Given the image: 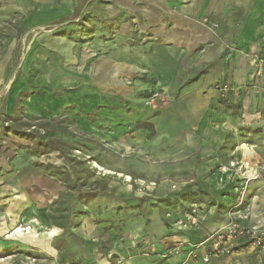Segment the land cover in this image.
I'll list each match as a JSON object with an SVG mask.
<instances>
[{
    "label": "rangeland",
    "instance_id": "obj_1",
    "mask_svg": "<svg viewBox=\"0 0 264 264\" xmlns=\"http://www.w3.org/2000/svg\"><path fill=\"white\" fill-rule=\"evenodd\" d=\"M256 1L0 0V264H229L238 251L264 264L252 240L264 241V158L250 170L234 157L139 163L131 145L156 131L160 78L201 71L208 39L161 33L215 32L227 11L232 32ZM39 178L51 188H31ZM233 224L241 233L218 238ZM17 226L30 233L7 237Z\"/></svg>",
    "mask_w": 264,
    "mask_h": 264
},
{
    "label": "crops",
    "instance_id": "obj_2",
    "mask_svg": "<svg viewBox=\"0 0 264 264\" xmlns=\"http://www.w3.org/2000/svg\"><path fill=\"white\" fill-rule=\"evenodd\" d=\"M263 3L258 0L246 3L249 6L246 10L241 9L243 13H240L239 27L232 32L227 31L233 22L227 11L215 32L198 26L190 32L182 29L161 33L164 40L190 47H195L200 39L208 40L194 66L197 70L201 69L197 76H184L176 69L169 70L164 79L160 78L159 83L167 99L160 111L153 115L154 135L148 136L145 131H138L131 144L140 152L135 157L137 162L176 166L195 163L209 167L234 157L245 163L248 170L254 164L262 163L264 59L251 63L243 52L256 51L264 58ZM227 42L238 44L241 52H235L229 59L224 57V45ZM219 82L228 83L230 88L224 92L216 89L215 85ZM131 114L135 116L136 111L132 110ZM31 179H23L22 182L29 183ZM47 182L39 178L30 187L39 190L41 186L51 188ZM11 213L13 216L16 214ZM238 252L241 254L240 260L234 259L235 263L231 260L229 264L250 260L247 257L245 261L242 255L245 252ZM229 261L224 257H212L207 264H227Z\"/></svg>",
    "mask_w": 264,
    "mask_h": 264
},
{
    "label": "built area",
    "instance_id": "obj_3",
    "mask_svg": "<svg viewBox=\"0 0 264 264\" xmlns=\"http://www.w3.org/2000/svg\"><path fill=\"white\" fill-rule=\"evenodd\" d=\"M257 59V58H256ZM252 61H255V59L254 58H252ZM223 88H224V91L225 90H227V89H229L230 88V86H228V84H223ZM241 233L239 230H238V225L236 224H233V226H228V227H226V229H224V231H221V233H219L218 234V238H223L224 239V237H232L233 235H235L236 233ZM246 232H248V231H246ZM243 233V232H242ZM246 234H248V233H246ZM250 234V233H249ZM252 240H253V243H255L257 246H260L262 249H264V241L261 239V237L260 236H254V238H252ZM218 244L219 243H217V245L216 246H218ZM222 249V246H220L219 245V247H217L216 249H215V254L216 253H219V251Z\"/></svg>",
    "mask_w": 264,
    "mask_h": 264
},
{
    "label": "bare ground",
    "instance_id": "obj_4",
    "mask_svg": "<svg viewBox=\"0 0 264 264\" xmlns=\"http://www.w3.org/2000/svg\"><path fill=\"white\" fill-rule=\"evenodd\" d=\"M99 168V167H98ZM25 229H27L28 231L30 230V228L28 227V228H24V229H22V227H20V226H17L16 228H14L13 229V231L12 232H10L9 234H7V237H9V236H13V235H20V234H22V230H25Z\"/></svg>",
    "mask_w": 264,
    "mask_h": 264
}]
</instances>
